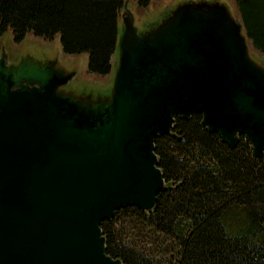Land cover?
Segmentation results:
<instances>
[{
	"label": "water",
	"instance_id": "water-1",
	"mask_svg": "<svg viewBox=\"0 0 264 264\" xmlns=\"http://www.w3.org/2000/svg\"><path fill=\"white\" fill-rule=\"evenodd\" d=\"M128 2L107 92L69 85L77 67L60 59L0 57V264H124L101 220L180 184L155 151L176 114L264 156V61L240 17L184 0L139 26Z\"/></svg>",
	"mask_w": 264,
	"mask_h": 264
},
{
	"label": "trees",
	"instance_id": "trees-1",
	"mask_svg": "<svg viewBox=\"0 0 264 264\" xmlns=\"http://www.w3.org/2000/svg\"><path fill=\"white\" fill-rule=\"evenodd\" d=\"M125 0H0V36L58 37L68 54H87V69L106 75L120 30ZM152 0H129L146 8ZM244 30L264 56V0H235ZM201 114L174 115L173 131L155 139L158 164L167 181L152 208L129 204L101 220L106 248L124 264H264V156L254 157L240 135L234 148L200 124ZM136 215L156 230L173 233L175 251L166 257L141 252L118 239L114 222Z\"/></svg>",
	"mask_w": 264,
	"mask_h": 264
},
{
	"label": "rangeland",
	"instance_id": "rangeland-1",
	"mask_svg": "<svg viewBox=\"0 0 264 264\" xmlns=\"http://www.w3.org/2000/svg\"><path fill=\"white\" fill-rule=\"evenodd\" d=\"M129 1V0H128ZM184 1V0H152L149 6L146 8H137L131 2H128L133 10L136 12V22L139 26L142 24L155 21L161 17V14L166 11L170 6ZM224 1L230 8L233 14L238 15V10L236 8L235 0H221ZM170 7V8H171ZM0 40L11 46V49H15L16 44H14L13 35L10 31H6L0 36ZM250 48L253 50V54L260 60L264 61L262 54L253 46L251 41ZM20 44H18L19 46ZM21 45L24 47H36L39 46H55L58 51L59 59L62 62H66L67 65L74 64L77 67V73L74 76V80L69 83L73 87L81 86L83 82L87 83L89 86L96 84H104L99 87V91L107 92L110 89V84L107 81L111 79L112 73L106 75H98L91 73L87 69V54H68L65 53L60 45L57 36L52 38H44L28 34L23 38ZM112 62L115 64V57L113 55ZM80 80V82H78ZM115 216V213L114 215ZM114 230L118 239L131 244L137 250L141 252H151L157 254L159 257H166L169 253L175 251L176 248V237L173 233H166L160 230H156L151 226L144 223L136 215L129 213H121L119 218L114 222Z\"/></svg>",
	"mask_w": 264,
	"mask_h": 264
},
{
	"label": "flooded vegetation",
	"instance_id": "flooded-vegetation-1",
	"mask_svg": "<svg viewBox=\"0 0 264 264\" xmlns=\"http://www.w3.org/2000/svg\"><path fill=\"white\" fill-rule=\"evenodd\" d=\"M14 44H16L15 49H11V46H8L4 40H0V57L3 56L7 63H13L17 62L20 58H24L26 56H29L30 58H33L34 60H42L46 61L49 59H59L58 51L55 46H39L36 47H24L21 45V40H16L13 37ZM18 44H20L18 46ZM69 64H71L69 62Z\"/></svg>",
	"mask_w": 264,
	"mask_h": 264
}]
</instances>
